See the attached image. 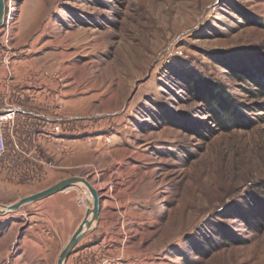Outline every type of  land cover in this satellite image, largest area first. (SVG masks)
Listing matches in <instances>:
<instances>
[{
  "label": "rangeland",
  "instance_id": "rangeland-1",
  "mask_svg": "<svg viewBox=\"0 0 264 264\" xmlns=\"http://www.w3.org/2000/svg\"><path fill=\"white\" fill-rule=\"evenodd\" d=\"M6 7L0 109L13 101L42 114L54 103L64 120L74 114L80 168L47 169L46 155L24 147L35 134L28 122L22 152L6 127L1 204L73 175L99 192L101 213L66 264H264V0ZM191 78L223 87L234 120L215 118ZM68 193L79 205L75 232L92 199L84 185ZM42 201L0 215V264H57L73 233L51 223Z\"/></svg>",
  "mask_w": 264,
  "mask_h": 264
},
{
  "label": "crops",
  "instance_id": "crops-1",
  "mask_svg": "<svg viewBox=\"0 0 264 264\" xmlns=\"http://www.w3.org/2000/svg\"><path fill=\"white\" fill-rule=\"evenodd\" d=\"M32 101L35 106H40V99L38 101L37 99H33ZM6 106V109H0V114L8 111L14 113L13 121L9 125L8 130L14 134L17 148L20 149L21 145V137L18 131L21 129V124L27 121L28 125L24 129H32L35 131V134L27 139L29 142L32 141V144L24 143V147L28 149H26L27 152L34 154L36 151H39L46 155L47 159H49L45 163L47 169L57 168L62 171H69L80 168L78 158L80 147L78 122L74 114L69 115L64 120L63 116L57 110L55 112L54 103H46L44 105V111L41 112L42 114H37L39 112H28L24 107L16 105L13 101L7 103ZM57 125H61V133L58 134L54 132V127ZM22 149L24 148L22 147ZM19 152H22V150L20 149ZM53 162H59V168L54 166ZM72 177L73 175L65 174L64 179ZM68 191L55 194L42 202L48 209V216L51 219V223L59 228V231L63 234H74L75 232L73 231L79 222L80 211L79 205L73 201Z\"/></svg>",
  "mask_w": 264,
  "mask_h": 264
},
{
  "label": "water",
  "instance_id": "water-1",
  "mask_svg": "<svg viewBox=\"0 0 264 264\" xmlns=\"http://www.w3.org/2000/svg\"><path fill=\"white\" fill-rule=\"evenodd\" d=\"M7 14L6 0H0V30L5 25ZM84 185L92 199L91 208L87 210L82 223L79 225L72 238L70 239L66 248L59 256L57 264H66L75 248L90 235L99 224L101 213V200L99 192L93 185L85 178L72 177L64 179L54 186L41 191L37 194L23 198L12 205H3L0 203V215L7 216L12 213L20 211L24 206L45 200L55 194L70 190L76 186Z\"/></svg>",
  "mask_w": 264,
  "mask_h": 264
},
{
  "label": "trees",
  "instance_id": "trees-1",
  "mask_svg": "<svg viewBox=\"0 0 264 264\" xmlns=\"http://www.w3.org/2000/svg\"><path fill=\"white\" fill-rule=\"evenodd\" d=\"M236 78L245 82V77L249 78L250 74H248L247 69H235L233 71ZM198 79L191 78L189 80V87L191 88V92H195L197 95L204 96V102L207 104L211 113L215 116V118L219 119V121L223 120H234L237 109L234 108V105L231 104V101L227 98L226 92L223 87H205L204 85L198 86ZM261 94L264 93V88L261 87V90L258 91ZM236 109V110H235Z\"/></svg>",
  "mask_w": 264,
  "mask_h": 264
},
{
  "label": "built area",
  "instance_id": "built-area-1",
  "mask_svg": "<svg viewBox=\"0 0 264 264\" xmlns=\"http://www.w3.org/2000/svg\"><path fill=\"white\" fill-rule=\"evenodd\" d=\"M13 117H14V113L12 111H8L4 114H0V159H2V157L6 154V152H8V149H9L6 129L12 123ZM54 132L56 134L61 133V125L55 126ZM9 134L11 135V138H12L13 134L11 131L9 132ZM13 138H12V141H13V144L15 145V139Z\"/></svg>",
  "mask_w": 264,
  "mask_h": 264
},
{
  "label": "bare ground",
  "instance_id": "bare-ground-1",
  "mask_svg": "<svg viewBox=\"0 0 264 264\" xmlns=\"http://www.w3.org/2000/svg\"><path fill=\"white\" fill-rule=\"evenodd\" d=\"M7 17V16H6ZM6 20V19H5ZM92 201V200H91ZM92 203V202H91Z\"/></svg>",
  "mask_w": 264,
  "mask_h": 264
}]
</instances>
